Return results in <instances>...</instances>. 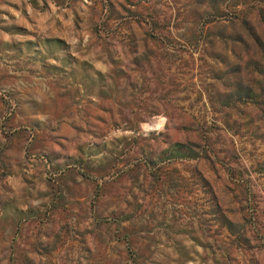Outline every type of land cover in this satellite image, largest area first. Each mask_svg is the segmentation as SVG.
Returning a JSON list of instances; mask_svg holds the SVG:
<instances>
[{"label": "rangeland", "instance_id": "374dc122", "mask_svg": "<svg viewBox=\"0 0 264 264\" xmlns=\"http://www.w3.org/2000/svg\"><path fill=\"white\" fill-rule=\"evenodd\" d=\"M0 264H264V0H0Z\"/></svg>", "mask_w": 264, "mask_h": 264}]
</instances>
